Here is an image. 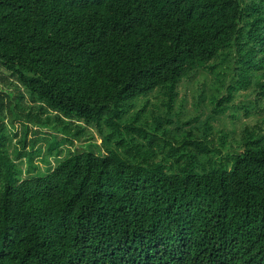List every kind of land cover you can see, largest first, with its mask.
<instances>
[{"label": "trees", "instance_id": "1", "mask_svg": "<svg viewBox=\"0 0 264 264\" xmlns=\"http://www.w3.org/2000/svg\"><path fill=\"white\" fill-rule=\"evenodd\" d=\"M197 76L241 139L122 123ZM0 264H264V0H0Z\"/></svg>", "mask_w": 264, "mask_h": 264}, {"label": "rangeland", "instance_id": "2", "mask_svg": "<svg viewBox=\"0 0 264 264\" xmlns=\"http://www.w3.org/2000/svg\"><path fill=\"white\" fill-rule=\"evenodd\" d=\"M202 79H203L202 76H197L192 81L182 84L179 90V97L173 104L171 111L164 106V103L167 101V94L170 92L171 87L156 88L155 90H152L148 94L141 95L139 98L130 101L129 103H127V105H124V107H122L124 110L127 111V113L123 116L122 123L124 125L125 123L127 125L130 124L131 121L134 119V117L137 115V113L141 112L143 109H145L144 112H142L143 113L142 121L144 122L147 120L148 121L153 120L154 122V120H157L160 115H164V114L166 115L168 112H172L173 122L170 125V127L169 124L166 126L171 128L172 130L176 128L174 133H178L177 131L178 128H180L181 131L186 132L187 131L186 125L190 122V119L192 118H196L197 122L200 121L196 123L195 125L196 128L197 127L199 128V126H202L204 123L208 122L212 118L210 123L216 129V132L223 129L222 127H226L225 129L227 130L230 129L232 131L230 132V134H232V137L234 136L235 139H241L242 133L244 132L245 128H247L248 126L253 127L259 120L258 116L248 117L246 115V111H247L246 109L248 108L249 105V99L246 97L248 92L246 90H241L238 93H236L234 100L231 103V106L234 105L235 108L234 110L230 111L229 114H227L226 121H222L221 116L214 118L217 114V112L213 111L216 105L214 99H213V104H211V106L207 104L209 103L208 99L205 101L201 99L198 100L199 96L202 97L201 96L202 89L200 88L203 83ZM207 80H210V78L208 77ZM207 86L208 85H206V88L204 89L203 92L205 93V96L209 94L208 93L209 90ZM231 112L233 113V115ZM154 125L156 126V124L153 123L151 125L152 126L151 128H153ZM15 127L19 128V125L16 124ZM90 129L91 132L93 133L94 139L96 141H99L95 128H90ZM12 130H14V126H11L10 130L7 129V133L8 132L10 133ZM33 135L34 133H31L29 134V137H32ZM148 135L149 136L146 137V140H148V145H152L151 143H149V141H151L152 139L151 135L150 134ZM39 136L43 137L41 134H39ZM39 145H41V150L39 154L38 152H36V156H38V158L36 159V164L40 166L41 169L44 170L46 166L43 163V157H47L49 155V149L46 147V142L44 140L40 141ZM78 146H79L78 143H76L75 146H70V148L74 150ZM146 146H147V142H144V148H146ZM64 155H66L65 150H64ZM49 159L54 165L57 164V160L55 159V157L52 156L49 157Z\"/></svg>", "mask_w": 264, "mask_h": 264}]
</instances>
